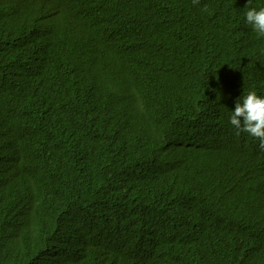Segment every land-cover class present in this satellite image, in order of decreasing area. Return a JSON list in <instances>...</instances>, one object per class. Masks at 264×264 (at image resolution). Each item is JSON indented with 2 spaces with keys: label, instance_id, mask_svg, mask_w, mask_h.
I'll return each instance as SVG.
<instances>
[{
  "label": "trees",
  "instance_id": "16d2710c",
  "mask_svg": "<svg viewBox=\"0 0 264 264\" xmlns=\"http://www.w3.org/2000/svg\"><path fill=\"white\" fill-rule=\"evenodd\" d=\"M260 7L0 0V70L15 68L0 115L39 103L0 137V162L19 153L44 186L33 264H264V150L229 119L243 95L264 96V37L245 22ZM36 33L46 43L26 55ZM34 59L46 90L24 79ZM103 104L109 130L88 115ZM1 201L0 245L15 212Z\"/></svg>",
  "mask_w": 264,
  "mask_h": 264
},
{
  "label": "bare ground",
  "instance_id": "6f19581e",
  "mask_svg": "<svg viewBox=\"0 0 264 264\" xmlns=\"http://www.w3.org/2000/svg\"><path fill=\"white\" fill-rule=\"evenodd\" d=\"M30 41H36L38 45L32 51H28L26 55L33 56L35 53H41V46L46 43V34L36 33ZM44 65L45 61L34 59L24 62L23 69L25 81L46 90V68ZM14 69L0 70V76H7L9 71ZM22 87L26 91L29 90L26 84H22ZM34 93H37L36 90ZM9 101L4 83L0 80V109L6 107ZM38 104L21 105L18 108H13L14 112L12 109H4L3 114L0 115L1 120L4 121L0 127V137L7 136L16 124L34 123L38 118ZM12 157L14 158L13 163L2 164L0 162V170H3V173H0L1 207L15 210L9 218L7 230L3 234L5 238L0 245V260L6 256L9 258L7 264H33L31 254L37 244L33 238L38 232L34 229L35 212L31 208L33 203L44 200V186L37 184L27 169L21 170L24 163L19 153H15ZM7 168L10 169L11 174L6 173Z\"/></svg>",
  "mask_w": 264,
  "mask_h": 264
},
{
  "label": "clouds",
  "instance_id": "9594fccd",
  "mask_svg": "<svg viewBox=\"0 0 264 264\" xmlns=\"http://www.w3.org/2000/svg\"><path fill=\"white\" fill-rule=\"evenodd\" d=\"M193 3H199V0H193ZM245 22L259 37H264V7L248 8L245 12ZM109 106V104H103L88 111V115L107 130L109 128L105 127L102 122L109 113ZM229 119L230 124L236 129L237 135L242 132L247 133L257 139L259 147L264 150V96L257 95L255 91L243 95L237 100Z\"/></svg>",
  "mask_w": 264,
  "mask_h": 264
},
{
  "label": "rangeland",
  "instance_id": "374dc122",
  "mask_svg": "<svg viewBox=\"0 0 264 264\" xmlns=\"http://www.w3.org/2000/svg\"><path fill=\"white\" fill-rule=\"evenodd\" d=\"M236 34L238 35V39L236 40V43H238V41H240V40H244V39H247L249 37L246 34V31L244 29L238 30ZM260 68H263V67H260Z\"/></svg>",
  "mask_w": 264,
  "mask_h": 264
}]
</instances>
